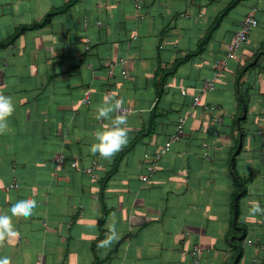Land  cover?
Masks as SVG:
<instances>
[{
	"label": "crops",
	"instance_id": "obj_1",
	"mask_svg": "<svg viewBox=\"0 0 264 264\" xmlns=\"http://www.w3.org/2000/svg\"><path fill=\"white\" fill-rule=\"evenodd\" d=\"M70 1L0 0V43L55 12L0 48V90L15 105L10 131L0 135V215L11 216L20 199L38 203L30 218H12L20 235L5 241L0 258L194 264L197 247L198 264H230L234 155L246 182L238 264H264V216L248 215L251 201L264 207V56L254 61L264 50V0H239L228 10L233 0H76L66 8ZM250 8L257 26L214 89L199 92ZM106 91L132 110L129 143L111 160L88 150L110 123L95 118ZM195 95L200 106L191 108ZM180 116L182 132L142 182ZM93 163L90 177L84 169ZM12 182L16 188L8 187Z\"/></svg>",
	"mask_w": 264,
	"mask_h": 264
},
{
	"label": "clouds",
	"instance_id": "obj_2",
	"mask_svg": "<svg viewBox=\"0 0 264 264\" xmlns=\"http://www.w3.org/2000/svg\"><path fill=\"white\" fill-rule=\"evenodd\" d=\"M123 101L114 98H105V103L96 110L97 120H110L109 124L103 126V130L95 133V143L91 144L89 151L92 155L99 154L104 160H111L117 153L123 150L129 143L128 117L122 108ZM15 112V105L11 96L5 95L0 90V135L10 131L9 119ZM113 113L116 115L113 117ZM38 203L34 198L20 199L10 208L11 216L0 215V247H3L6 240L19 237V232L13 224V217L28 219L34 215ZM248 215L255 218L258 215L264 216V207L259 201H251L248 208ZM105 242H102V245ZM0 264H10L8 257L0 258Z\"/></svg>",
	"mask_w": 264,
	"mask_h": 264
},
{
	"label": "built area",
	"instance_id": "obj_3",
	"mask_svg": "<svg viewBox=\"0 0 264 264\" xmlns=\"http://www.w3.org/2000/svg\"><path fill=\"white\" fill-rule=\"evenodd\" d=\"M258 24V21L256 19L255 16V9L254 8H250L246 11V13L244 14L243 18L241 19V21L238 24V28L237 30L234 32V35L231 39V41L228 43L226 50L224 52V55L219 58L216 59L213 63V74L211 77H208L207 79L204 80L202 86L199 88V92H208L214 89V83L217 79V77L224 71V69L226 68L227 62L229 60H231L234 57V54L236 53L237 50L240 49V47L242 45H244L247 40H248V36L249 33L252 31L253 28H255ZM119 62L121 64H123L124 60H119ZM113 65V64H112ZM111 65V66H112ZM122 73H126L125 70L122 71ZM106 97H111L112 93L111 91H106ZM181 94H185V89L181 88ZM82 102L84 104H88L90 102L89 99V91L86 90L85 95L83 97ZM200 106V97L199 95H195L193 97L192 103H191V108L193 107H197ZM123 110H125V114L128 116L130 113H132V110L129 107L123 106L122 105ZM116 115V113H114ZM186 122V118L183 116H180L177 119V123H176V127H175V131L174 134L169 138V140L166 142L165 146H163L158 153H156L151 160L149 161V163L146 166V173L142 176H140V179L142 180V182H146L154 173V171L156 170V167L159 163V161L161 160V158L163 157V155L166 153V151H168V149L170 148L171 144L174 143L177 140L178 135L182 132L183 127L185 125ZM203 146H205V144H203ZM57 162H62L63 159L62 158H58L56 160ZM72 167L75 166V162L70 164ZM98 167L97 164L93 163L91 166L86 167L84 169V172L90 176V177H94V170ZM9 188H16L17 184L12 182L11 184H9L8 186ZM198 248L195 247L193 250V255H194V264H198L196 255L198 253Z\"/></svg>",
	"mask_w": 264,
	"mask_h": 264
},
{
	"label": "trees",
	"instance_id": "obj_4",
	"mask_svg": "<svg viewBox=\"0 0 264 264\" xmlns=\"http://www.w3.org/2000/svg\"><path fill=\"white\" fill-rule=\"evenodd\" d=\"M76 0H71L68 5H66V8L69 7L70 5H72L73 3H75ZM239 0H233L227 7H226V10H228L229 8H232L233 6H235L237 3H238ZM55 12H51V13H48L46 15V17L44 18V20L39 24V25H31L29 27H22L20 29H18L12 36L11 38L8 40V42L6 43H0V48L5 46L7 43H10L14 40V38L19 34L21 33L24 29H27V28H36V27H39L47 22H49L51 16L54 14ZM224 15V12H222L218 18L216 19V21L213 23V25L211 26L210 28V31L208 32V35L207 37L199 44L197 50H196V54L197 53H200L203 49V46L204 44L206 43L207 39L209 38V34L211 33V31H213L216 27H217V24L219 22V20L221 19V17ZM260 56H264V50H261L260 52L256 53L254 55V61H257ZM178 65V62H176L172 69L168 72V73H165L163 72V77L161 78L160 80V84L163 83L164 81V78L169 75L170 73L173 72V70L176 68V66ZM253 65V64H252ZM252 65H247L246 67H244L240 73L238 74V77L237 79H239V76L242 75V73L245 72V69H248L250 66ZM165 73V74H164ZM239 103L240 105L243 106L244 110H245V106L246 104L242 101V98L239 97ZM244 120V119H242ZM241 121L240 119H238V122ZM152 127V125H150ZM239 137L241 138L242 137V132L241 130H239ZM132 145H130L129 147H131ZM120 158V157H119ZM116 160V162L118 161V159ZM231 173H232V177H233V182H234V190H233V193H232V196H231V201H230V214H231V217H230V226H231V232L229 233V238H230V244H231V247L233 248L234 252H235V255L233 257V260L231 261L230 264H238L239 262V259L242 255V242L245 238V235H246V228L244 225H242L240 223V219H239V216H240V199L245 195L246 193V182L245 180H243L238 174L237 172L235 171V168H234V155H233V159H232V162H231ZM103 230H101V234H102Z\"/></svg>",
	"mask_w": 264,
	"mask_h": 264
}]
</instances>
